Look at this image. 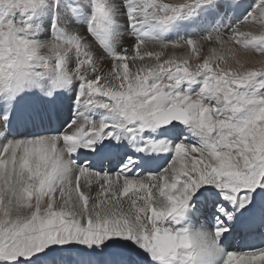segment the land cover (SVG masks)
Returning <instances> with one entry per match:
<instances>
[{
    "label": "snow or ice",
    "instance_id": "obj_1",
    "mask_svg": "<svg viewBox=\"0 0 264 264\" xmlns=\"http://www.w3.org/2000/svg\"><path fill=\"white\" fill-rule=\"evenodd\" d=\"M0 264H264V0H0Z\"/></svg>",
    "mask_w": 264,
    "mask_h": 264
},
{
    "label": "bare ground",
    "instance_id": "obj_2",
    "mask_svg": "<svg viewBox=\"0 0 264 264\" xmlns=\"http://www.w3.org/2000/svg\"><path fill=\"white\" fill-rule=\"evenodd\" d=\"M149 47H152V44L149 43L148 45ZM95 193V185H93V194ZM131 195V194H130ZM196 227H199V226H196ZM250 244H255L256 246H261L259 245V241L258 239L257 240H248L247 242H245L244 244L241 243L240 241H237L236 243L234 244H230V249L229 250H234V251H245V250H249L248 249V245ZM245 248V249H244Z\"/></svg>",
    "mask_w": 264,
    "mask_h": 264
},
{
    "label": "clouds",
    "instance_id": "obj_3",
    "mask_svg": "<svg viewBox=\"0 0 264 264\" xmlns=\"http://www.w3.org/2000/svg\"><path fill=\"white\" fill-rule=\"evenodd\" d=\"M196 226H199V223H197ZM242 239H243V238L237 237L236 239H234V240L231 241V244H234V243H236L237 241H240V242L242 243ZM244 249H245V248H244Z\"/></svg>",
    "mask_w": 264,
    "mask_h": 264
},
{
    "label": "rangeland",
    "instance_id": "obj_4",
    "mask_svg": "<svg viewBox=\"0 0 264 264\" xmlns=\"http://www.w3.org/2000/svg\"><path fill=\"white\" fill-rule=\"evenodd\" d=\"M249 2H250V0H249ZM173 39L175 38V37H172ZM177 51H179V50H177ZM130 195V194H129Z\"/></svg>",
    "mask_w": 264,
    "mask_h": 264
}]
</instances>
